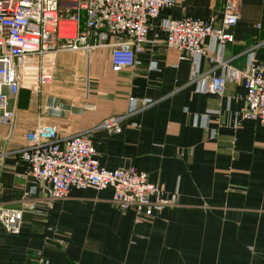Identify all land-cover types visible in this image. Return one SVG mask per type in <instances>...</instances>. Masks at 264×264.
Here are the masks:
<instances>
[{
    "label": "crops",
    "instance_id": "crops-1",
    "mask_svg": "<svg viewBox=\"0 0 264 264\" xmlns=\"http://www.w3.org/2000/svg\"><path fill=\"white\" fill-rule=\"evenodd\" d=\"M223 9L222 0H177L151 22L135 68L114 72L108 48L64 51L40 93L9 97L16 118L0 122V206L22 221L18 235L0 223V264H36L40 253L47 264H264V124L241 118V82L221 98L197 90L221 73L214 54L201 58L194 82L160 28L186 16L218 26ZM237 10L223 58L246 70L253 53L264 65V0H237ZM112 116L123 118L120 133L96 129ZM37 123L60 137L86 132L101 168L144 172L177 205L135 224L133 211L114 207L111 188H73L50 202L17 154Z\"/></svg>",
    "mask_w": 264,
    "mask_h": 264
},
{
    "label": "built area",
    "instance_id": "built-area-1",
    "mask_svg": "<svg viewBox=\"0 0 264 264\" xmlns=\"http://www.w3.org/2000/svg\"><path fill=\"white\" fill-rule=\"evenodd\" d=\"M176 1L0 0V122L13 125L16 113L9 108V97L16 98L22 89L40 93L51 79L54 57L60 52L89 54L108 48L114 72L135 68L151 22L161 10L174 7ZM222 1L223 17L218 26L187 16L162 20L165 45L179 54L180 61L189 62L194 82L199 61L213 53L209 61L218 65L221 73L197 82V90L221 98L227 83L241 82L246 91L241 118L264 124V65L254 64L253 53L247 55L246 70L235 69L224 60L222 51L234 42L231 29L239 15L237 0ZM129 101L135 102L133 98ZM148 105L141 101L142 110ZM122 119L112 116L96 129L118 134ZM25 139L18 158L50 202L66 199L73 188H111L114 207L133 211L135 224H141L153 212L177 205V195L165 196L163 188L149 183L144 172L101 168L86 132L60 137L55 126L37 123ZM21 221V211L0 206V223L8 234L18 235ZM36 264H47L41 253Z\"/></svg>",
    "mask_w": 264,
    "mask_h": 264
}]
</instances>
